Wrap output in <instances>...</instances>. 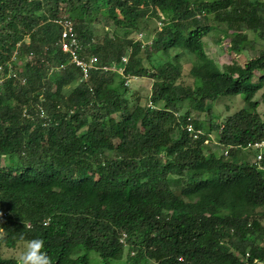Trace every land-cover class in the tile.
<instances>
[{
	"label": "trees",
	"instance_id": "1",
	"mask_svg": "<svg viewBox=\"0 0 264 264\" xmlns=\"http://www.w3.org/2000/svg\"><path fill=\"white\" fill-rule=\"evenodd\" d=\"M62 17L99 66L126 55L122 74L80 81L58 45ZM215 28L234 54L260 41L257 55L219 68L203 45ZM172 51L199 62L188 72L199 85L183 82ZM0 66V264H19L2 249L33 237L51 264H90L87 251L100 264L124 251L128 264L263 259L264 169L242 152L264 141L253 101L264 90V0H0ZM131 77L150 79L145 105L129 98ZM237 96L246 107L218 123L207 104ZM212 131L220 151L204 144Z\"/></svg>",
	"mask_w": 264,
	"mask_h": 264
},
{
	"label": "rangeland",
	"instance_id": "2",
	"mask_svg": "<svg viewBox=\"0 0 264 264\" xmlns=\"http://www.w3.org/2000/svg\"><path fill=\"white\" fill-rule=\"evenodd\" d=\"M154 21V20H153ZM152 22L151 28H150V23H148L147 27L149 26L150 31L153 27V25L156 24L154 21ZM155 23V24H154ZM105 29H108L110 27L109 22H104L102 24ZM158 26V25H157ZM159 27V26H158ZM137 35V33H136ZM134 35V37H136ZM248 38L252 39L253 36L251 33L247 32ZM143 39L149 40L148 39V33L145 31L143 32ZM145 43V42H144ZM258 44L256 45L255 49H250V48H245L242 52L239 54H234L232 52H229L228 47H229V37L228 35L225 34V32L219 28H215L212 30L210 34H208L204 39H203V45H204V51L207 55L208 58L214 61V63L221 68L223 65L230 64L233 60L236 61V63L243 65L244 62L247 60L255 57L257 55V50L259 49V46L261 44L260 41L257 42ZM178 52H171L172 58L175 56ZM177 63L181 67V70L183 72V82L188 84V85H199L197 80L192 79L189 77L188 72L189 69L197 65L199 62L193 58L190 55H187L185 53L180 52L177 54ZM163 61H165V58H162ZM150 86H151V81L148 78H136L128 81V89H129V94L131 96L129 97L130 99L133 100V96H138L140 98V104L145 105L148 101V96L150 94ZM264 92L263 89L259 90L257 94L254 96L253 101H256L259 105L257 107V113L261 116L262 119H264V101L262 98V93ZM133 95V96H132ZM246 107L245 103L243 102L242 98L237 96V97H220L218 98L215 102L211 104H207V108L211 109V112L214 117H218L217 122L222 123L224 119L234 113L235 111ZM183 110H186L189 108V104L185 102L183 104ZM194 114V113H193ZM206 116L202 113L199 115V119L201 121H204V123H207L205 121ZM209 123V122H208ZM210 135V144L207 146L211 149V151H220L221 147L217 143V138L215 137L214 131L209 132ZM256 153H250L248 151H243L242 152V157L244 160H250L253 162V157L255 156ZM4 162V160H3ZM23 244L18 245L14 249H6L3 248V254L6 257L9 256H14L19 260V255L20 252L22 251ZM90 264H100V259L98 256L92 252V251H87L86 252ZM126 251L123 252V256L120 260H112L110 264H128L127 259H126Z\"/></svg>",
	"mask_w": 264,
	"mask_h": 264
},
{
	"label": "built area",
	"instance_id": "3",
	"mask_svg": "<svg viewBox=\"0 0 264 264\" xmlns=\"http://www.w3.org/2000/svg\"><path fill=\"white\" fill-rule=\"evenodd\" d=\"M58 26H60V32H59V37H58V45L60 50L63 53H66L68 55V62L74 66L76 69L79 70L80 72V81H86L92 71H97V70H110V71H115L119 74H122V66L127 63L128 57L124 55L120 59L119 66L113 65L111 67L107 66H99L98 59L94 55H82L83 49L82 45L80 44V41L78 39V36L74 30V24L73 22L66 18L62 17L58 20L55 21ZM159 28L161 27V23L159 21L156 22ZM143 39V34L142 33H137L135 40L136 41H142ZM150 42L147 41L144 43V45H149ZM19 44H17L18 47ZM17 57V50L13 53L12 55V60H15ZM9 65V64H8ZM63 65H60L56 68H54L55 71H59L63 69ZM9 68L11 66L9 65ZM2 72V67L0 66V73ZM9 72H12L9 70ZM13 75V73L9 74ZM8 75V76H9ZM135 79L134 77H131L125 81V85L128 84V81ZM1 82V80H0ZM39 115L43 116V109L38 106L37 107ZM25 113V112H24ZM25 115V114H24ZM186 132L192 137V139H198L200 136L203 135V132L201 130L195 129L192 124H187L185 127ZM210 135L207 134V137L204 140V144L208 145L210 144ZM245 150L248 149H253L255 151V156L253 157V163L258 167V169H264V165L261 164L262 161V156L264 152V141L261 142H253V143H247L246 146L244 147ZM228 153V149L223 150V155L226 156ZM249 252H246L244 254L243 258V263L244 264H249ZM251 264H264V257L262 260L259 259H253Z\"/></svg>",
	"mask_w": 264,
	"mask_h": 264
},
{
	"label": "clouds",
	"instance_id": "4",
	"mask_svg": "<svg viewBox=\"0 0 264 264\" xmlns=\"http://www.w3.org/2000/svg\"><path fill=\"white\" fill-rule=\"evenodd\" d=\"M21 239L23 240V237ZM19 264H51V258L45 249V242L42 238L33 237L23 240Z\"/></svg>",
	"mask_w": 264,
	"mask_h": 264
}]
</instances>
